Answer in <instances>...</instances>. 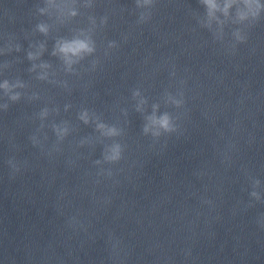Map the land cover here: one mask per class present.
I'll use <instances>...</instances> for the list:
<instances>
[{
  "label": "clouds",
  "instance_id": "obj_1",
  "mask_svg": "<svg viewBox=\"0 0 264 264\" xmlns=\"http://www.w3.org/2000/svg\"><path fill=\"white\" fill-rule=\"evenodd\" d=\"M51 2V0H50ZM155 3V0H135V5L137 8H150ZM203 3L208 8V16L212 18L214 16V12L218 9V5L216 3V0H203ZM245 4L248 7L249 11L253 16L257 15L258 13L256 11H252V4L253 0H245ZM231 6V4H226L224 6V12L227 14L228 8ZM260 5L257 3L256 8L259 9ZM72 16H76L77 12L72 11L70 13ZM150 17V13L148 14ZM247 16V13H241L240 19H245ZM146 18V15L144 13H141L140 15V21L143 22ZM102 23H106V18L102 21ZM39 31L42 33L47 34L48 28L41 24L38 25ZM238 39H242L239 34H237ZM115 42H110V47H114ZM44 46L40 45V51L36 53L29 52L28 58L30 60H34L38 58V56L43 51ZM96 51L95 41L92 39V36L90 34H87L83 31H81L79 34L74 35L71 39L68 38H61L56 41L55 48L53 50V55L58 56L62 62L65 65V70L68 72H71L73 70V65L79 63L80 60L84 59L85 56L91 55ZM37 66L33 65V69L35 70ZM42 69H48L50 67L47 63H41L39 65ZM39 79L44 80L47 78V72L42 73L39 77ZM24 85L17 81L14 84H10L7 80L4 81V83L0 84V89H3L5 94L8 95L9 99L12 101H17L20 99V93L19 92H13V89L15 88H22ZM139 92H134L133 96H138ZM141 105L143 103H146V101H141ZM5 108H7V104L4 105ZM157 106H153V113L151 115H148L145 117L146 123L143 127V132L147 134L152 129H163L164 131H171L172 127L170 124V117L167 113L157 116L155 113V108ZM137 111H142V107L140 105H137ZM48 115V110L43 109L40 113L41 118H44ZM79 119L83 121L84 124H88L90 121V116L87 110H84L80 113ZM95 127L96 129L101 133L102 136L113 138L120 136L122 134V130L118 129L114 125H108L106 123L100 122L99 118H95ZM53 129L56 133V136L58 139L62 140L65 136L69 133V127L67 126V123L65 122L63 125H53ZM153 135H159V131H153ZM122 153V146L118 142H114L108 148L105 150L104 154V160L115 162L118 161L121 158ZM97 163H100V161H97ZM258 183V182H257ZM253 196H257L256 192L252 193ZM258 198V197H257Z\"/></svg>",
  "mask_w": 264,
  "mask_h": 264
}]
</instances>
